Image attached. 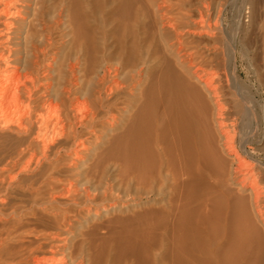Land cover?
<instances>
[{
    "label": "bare ground",
    "instance_id": "bare-ground-1",
    "mask_svg": "<svg viewBox=\"0 0 264 264\" xmlns=\"http://www.w3.org/2000/svg\"><path fill=\"white\" fill-rule=\"evenodd\" d=\"M246 3L234 42L236 0H0V264H264Z\"/></svg>",
    "mask_w": 264,
    "mask_h": 264
},
{
    "label": "rangeland",
    "instance_id": "rangeland-1",
    "mask_svg": "<svg viewBox=\"0 0 264 264\" xmlns=\"http://www.w3.org/2000/svg\"><path fill=\"white\" fill-rule=\"evenodd\" d=\"M247 1L248 0H236L235 7H236L237 13H235V11L233 12L231 10V8L229 7L228 10L227 11L225 10L224 13L222 14L223 17H222L221 25H222V27L224 26L223 31L225 32V33L224 32L223 33L227 36V38L232 37L234 42H240L242 40L243 33H245L249 28L248 10L246 9V7H247L246 2ZM233 16H234V18H233ZM229 17H230V19H229ZM48 58H50V57H48ZM238 67L242 70L241 75L243 77L244 76V69H245V63L243 60H240L238 62ZM9 214L10 213H6L4 215V218L11 220L12 214H10V216H9Z\"/></svg>",
    "mask_w": 264,
    "mask_h": 264
}]
</instances>
